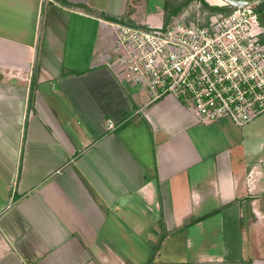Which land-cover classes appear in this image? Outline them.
I'll list each match as a JSON object with an SVG mask.
<instances>
[{
  "label": "crops",
  "instance_id": "1",
  "mask_svg": "<svg viewBox=\"0 0 264 264\" xmlns=\"http://www.w3.org/2000/svg\"><path fill=\"white\" fill-rule=\"evenodd\" d=\"M130 1L0 0V264H142L177 233L188 258L154 264H264V115L202 123L120 82Z\"/></svg>",
  "mask_w": 264,
  "mask_h": 264
},
{
  "label": "built area",
  "instance_id": "2",
  "mask_svg": "<svg viewBox=\"0 0 264 264\" xmlns=\"http://www.w3.org/2000/svg\"><path fill=\"white\" fill-rule=\"evenodd\" d=\"M256 7L195 0L158 26L107 22V66L148 104L173 97L202 123L244 127L264 115V25Z\"/></svg>",
  "mask_w": 264,
  "mask_h": 264
},
{
  "label": "rangeland",
  "instance_id": "3",
  "mask_svg": "<svg viewBox=\"0 0 264 264\" xmlns=\"http://www.w3.org/2000/svg\"><path fill=\"white\" fill-rule=\"evenodd\" d=\"M182 0H174L173 2L179 3ZM165 0H131L128 5L127 13L128 15L133 13H137V17L139 19H145L147 17V24L150 26H157L164 22L167 13L164 11ZM187 4L181 11L182 13ZM179 13V14H180ZM147 24H138L137 26H145ZM151 224H149V228ZM173 236V235H172ZM170 235V237H172ZM149 248L146 252L145 245L143 243L144 248H137V252L140 253V256L143 257L140 261L142 264H154L158 262L167 261L171 258L175 259H187L188 257V249L186 247L185 238L181 233H177L173 238L167 239L164 241H157L152 244L148 242ZM160 250L159 255H155V253ZM148 260V262H146Z\"/></svg>",
  "mask_w": 264,
  "mask_h": 264
},
{
  "label": "trees",
  "instance_id": "4",
  "mask_svg": "<svg viewBox=\"0 0 264 264\" xmlns=\"http://www.w3.org/2000/svg\"><path fill=\"white\" fill-rule=\"evenodd\" d=\"M173 1L174 0H165L164 11L167 13V16H166L164 22H168L172 16L177 15L187 4H189L190 2L195 1V0H182L179 3H175ZM202 1H204V0H202ZM62 3L67 4L66 2H62ZM256 9H257V12L259 14L260 21H261L262 25H264V5L257 6ZM111 20H115V19L111 18ZM118 21H120L121 23H124V24L131 25V26H136V24L133 22H129V21H125V20H118ZM192 223H195V221Z\"/></svg>",
  "mask_w": 264,
  "mask_h": 264
},
{
  "label": "water",
  "instance_id": "5",
  "mask_svg": "<svg viewBox=\"0 0 264 264\" xmlns=\"http://www.w3.org/2000/svg\"><path fill=\"white\" fill-rule=\"evenodd\" d=\"M233 4L243 3L245 5H256L261 6L264 5V0H224Z\"/></svg>",
  "mask_w": 264,
  "mask_h": 264
}]
</instances>
